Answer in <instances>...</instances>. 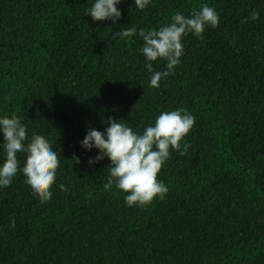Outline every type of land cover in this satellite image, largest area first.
Instances as JSON below:
<instances>
[{"label": "trees", "instance_id": "16d2710c", "mask_svg": "<svg viewBox=\"0 0 264 264\" xmlns=\"http://www.w3.org/2000/svg\"><path fill=\"white\" fill-rule=\"evenodd\" d=\"M90 3L0 0V115L22 117L60 154L48 202L23 174L0 188V264H264V0H152L145 10L122 0L115 25L87 16ZM205 3L219 25L186 35L174 75L149 87L142 40L114 33L157 29ZM257 8L260 19L246 21ZM178 108L195 124L187 154L171 151L158 174L167 195L128 207L104 190L109 161L88 164L97 152L80 147L86 130L111 117L142 131Z\"/></svg>", "mask_w": 264, "mask_h": 264}, {"label": "clouds", "instance_id": "9594fccd", "mask_svg": "<svg viewBox=\"0 0 264 264\" xmlns=\"http://www.w3.org/2000/svg\"><path fill=\"white\" fill-rule=\"evenodd\" d=\"M122 0H91L86 15L93 21H111L115 25L121 18ZM152 0H133L139 10H145ZM260 10L252 9L246 18L252 22L260 19ZM220 23V15L207 3L189 15L181 11L174 12L169 21L157 29H137L126 27L114 35L120 39L137 37L142 40L139 54L144 57L145 69L151 74L149 87L159 88L160 82L174 75V70L181 63L184 54L183 39L188 34L202 37L205 28H216ZM163 62V68L156 70L154 62ZM22 117L12 113L0 115V188L12 185L18 173L23 174L25 183L33 195L42 203L52 197L51 188L56 180L60 166V154L54 150L52 143L40 134L28 135L27 125ZM103 131L89 127L80 142L84 151L96 150L97 155L89 158L88 164L94 165L105 158L109 161L108 180L104 184L105 191L119 190L124 195V203L128 207L146 206L155 199L163 200L169 189L158 174L171 151L180 155L187 154L190 145L182 141L195 124V117L186 109L161 111L154 123L147 125L142 131L135 130L126 120H104ZM25 156L23 166L18 154ZM75 164L80 160L72 159ZM65 190L64 185H59ZM15 228V221H10Z\"/></svg>", "mask_w": 264, "mask_h": 264}]
</instances>
